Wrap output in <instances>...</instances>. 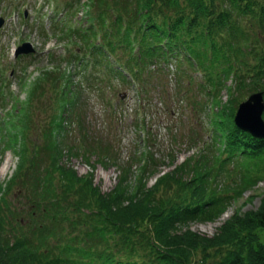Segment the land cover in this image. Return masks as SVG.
Masks as SVG:
<instances>
[{
  "label": "trees",
  "instance_id": "1",
  "mask_svg": "<svg viewBox=\"0 0 264 264\" xmlns=\"http://www.w3.org/2000/svg\"><path fill=\"white\" fill-rule=\"evenodd\" d=\"M127 1L115 0L106 7L102 0H87L90 26L78 36L91 51L88 58L97 60L114 80L133 84L143 111L150 97L155 98L153 90H158L156 76L163 69L168 71L173 62L176 83L185 89L183 97L189 98L192 85L203 92L204 100L200 96L185 105L205 113L202 132L208 139L190 138L202 145L194 161L192 156L184 159L150 187L146 180L162 162L150 150L134 154L131 162L138 163V171L131 184H125L123 177L111 191L100 192L91 186L90 178L80 179L75 171L58 166L60 147L51 133L46 134L53 170L41 169L37 183L18 187L24 204L5 196L17 183L14 178L20 175V165L0 186V264H195L199 253L202 264H264V241L259 234L264 231V190L255 208L234 211L212 235L189 227L191 221L218 219L232 201L264 180V138L253 137L233 121L245 90L264 94V40L260 38H264V0ZM244 17L252 20L245 24ZM52 75L65 89L57 96L60 110L52 121L54 128L61 129L64 114L69 115L81 98L63 75ZM44 78L43 72L38 79ZM18 122H22L19 134L0 133L4 137L0 151L13 149L21 138L22 150H18L27 177L37 169L25 143L30 138L28 119L20 116L9 127L14 130ZM129 170L133 173L131 167L124 172ZM89 215L93 219L86 221ZM63 223L82 233L70 234L60 246L58 229ZM96 237L108 244L114 238L116 251L108 247L99 254L94 242L84 246ZM53 245L59 249L52 251ZM142 250H146L144 256Z\"/></svg>",
  "mask_w": 264,
  "mask_h": 264
},
{
  "label": "rangeland",
  "instance_id": "2",
  "mask_svg": "<svg viewBox=\"0 0 264 264\" xmlns=\"http://www.w3.org/2000/svg\"><path fill=\"white\" fill-rule=\"evenodd\" d=\"M64 1L67 0H0V16L3 18L0 26V91L5 92L6 95L0 94V133L7 136L12 131H17L19 134L18 129L22 126V122H18L14 130L9 124L13 120L17 122L20 116L25 115L28 119L27 135L30 137L25 143L31 153L30 156L32 155L30 162L37 169L33 170L32 175L25 177L22 153L18 150H22L21 138H18L17 145L13 149H5L0 154V184L4 185L15 171V166L20 165L17 183L7 192L6 197L16 202L21 201L22 204H24V196L16 191L18 187L37 183L38 171L41 169L53 170L52 147H50V139L46 140V134L51 133L56 138L53 143L57 142L60 147L61 153L56 158L58 166L75 171L80 179L90 178L91 186L100 192L111 191L123 177L125 184H131V180L137 175L136 170L138 171V163L131 162V158L134 150H138L136 146L139 141L143 140L145 146L154 153L153 156L162 162L157 165L155 174L146 180V186L150 187L160 176L171 172L184 159L192 156L193 162L201 152L202 145L192 143L191 139L196 137L201 140V137H205L202 132L206 129V121L203 118L205 113L200 115L199 111L185 105V103H194V100H198L200 96L204 100L203 92H199L192 85L187 93L190 94L189 98L185 99L180 94L183 90L182 86L177 84L176 80H170L171 68L168 71L163 69V72L156 76L158 90H153L155 98L150 97V103L144 106L145 115L140 124L136 121L137 109L132 105L133 98L135 101L134 92L126 88L125 82H115L116 85L113 87L111 81L114 80L105 76L101 68L93 70L95 74L99 72L103 76L100 82L86 81L85 78L91 75L76 67L75 61L72 63L69 61L77 51L82 53L83 46L77 41V35L68 34L70 29L74 28L72 21L75 14L68 9L65 13L62 11L65 6ZM121 1L129 3L127 0ZM102 2L108 7L112 6L115 0H102ZM53 9L58 13L53 15ZM77 13L80 14V11L78 10ZM64 14L65 18H63ZM251 20L244 17L243 22L247 24V21ZM250 36V41L253 42L252 31H249ZM23 41L32 42L35 53L16 58L14 45L17 46ZM54 68H58L59 74L69 80L72 85L70 89L75 90L81 98L69 115L64 114L66 121L61 129L54 128L52 121L56 119L60 110L61 101H58L57 96H61L65 89L61 88V81L55 83L51 74L55 72ZM43 72L45 78L39 84L38 77ZM35 79L36 88L29 93ZM252 92L245 90L238 102L245 100ZM28 94L31 95L29 100H27ZM226 97L223 92V102ZM40 131L43 135H39ZM3 138L0 137V145ZM103 148L106 149L103 151ZM171 157L174 159L172 163ZM130 167L133 173H130V170L129 173L124 172ZM230 168L229 171L233 175L234 171ZM188 175L190 173L184 176L188 177ZM58 176L57 174V178ZM262 190H264V180H260L253 188L244 191L232 201L218 219L205 222L191 221L190 229L212 235L234 211L255 208ZM251 195L257 196L250 200ZM89 202L94 201L89 200ZM90 218L93 219L89 215L86 221H90ZM58 230V236L62 241L59 243L60 246L71 237L70 234L76 236V231L82 233L79 228L73 229L66 223H63L62 228ZM259 234L264 241V231L260 230ZM99 240L100 238L96 237L86 241L84 246L95 244V252L99 254L108 247L116 251L112 243L114 238L109 244ZM58 249L57 245H53L52 251ZM145 252L146 250H142L141 255L144 256ZM202 263V255L199 253L195 256V264Z\"/></svg>",
  "mask_w": 264,
  "mask_h": 264
},
{
  "label": "water",
  "instance_id": "3",
  "mask_svg": "<svg viewBox=\"0 0 264 264\" xmlns=\"http://www.w3.org/2000/svg\"><path fill=\"white\" fill-rule=\"evenodd\" d=\"M19 48V52H30L32 48L29 44ZM264 94L262 91H256L251 94L237 106L234 113L235 125L256 138H264Z\"/></svg>",
  "mask_w": 264,
  "mask_h": 264
}]
</instances>
